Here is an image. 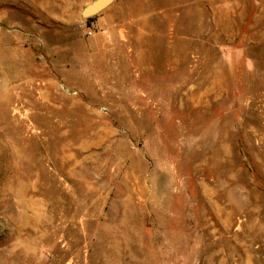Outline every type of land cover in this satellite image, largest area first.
Here are the masks:
<instances>
[{
	"label": "rangeland",
	"instance_id": "rangeland-1",
	"mask_svg": "<svg viewBox=\"0 0 264 264\" xmlns=\"http://www.w3.org/2000/svg\"><path fill=\"white\" fill-rule=\"evenodd\" d=\"M0 0V264H264V0Z\"/></svg>",
	"mask_w": 264,
	"mask_h": 264
},
{
	"label": "water",
	"instance_id": "water-1",
	"mask_svg": "<svg viewBox=\"0 0 264 264\" xmlns=\"http://www.w3.org/2000/svg\"><path fill=\"white\" fill-rule=\"evenodd\" d=\"M109 3V0H96L94 1L83 13V16H92L99 12Z\"/></svg>",
	"mask_w": 264,
	"mask_h": 264
}]
</instances>
